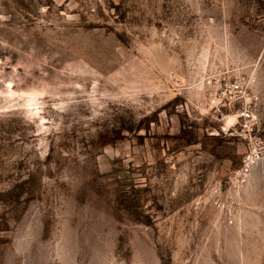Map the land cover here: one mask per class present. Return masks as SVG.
<instances>
[{
  "label": "rangeland",
  "instance_id": "374dc122",
  "mask_svg": "<svg viewBox=\"0 0 264 264\" xmlns=\"http://www.w3.org/2000/svg\"><path fill=\"white\" fill-rule=\"evenodd\" d=\"M222 75L264 119V0H0V264H264Z\"/></svg>",
  "mask_w": 264,
  "mask_h": 264
},
{
  "label": "built area",
  "instance_id": "2783aa9c",
  "mask_svg": "<svg viewBox=\"0 0 264 264\" xmlns=\"http://www.w3.org/2000/svg\"><path fill=\"white\" fill-rule=\"evenodd\" d=\"M255 78L241 75L209 78L206 85L208 107L222 117L227 130L236 132L237 138L247 145L240 166L233 172L230 181L240 187L251 170L264 163L263 117L259 108L260 98L255 91ZM230 120V121H229Z\"/></svg>",
  "mask_w": 264,
  "mask_h": 264
}]
</instances>
